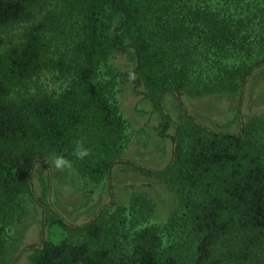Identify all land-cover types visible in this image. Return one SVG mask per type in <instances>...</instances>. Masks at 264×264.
Listing matches in <instances>:
<instances>
[{
	"label": "trees",
	"instance_id": "1",
	"mask_svg": "<svg viewBox=\"0 0 264 264\" xmlns=\"http://www.w3.org/2000/svg\"><path fill=\"white\" fill-rule=\"evenodd\" d=\"M240 3L0 0V264L8 263L4 230L26 214L25 194L41 214L39 243L20 250L31 251L30 264H264V119L239 121L235 132L213 131L185 111L174 124L161 107L166 94L177 101L240 93L264 65V0L252 4V17H232L228 10L243 15L249 8ZM256 16L254 30L247 20ZM10 28L18 29L6 35ZM126 48L135 61L133 84L162 113L157 135L171 140L161 168L129 163L174 193L176 206L160 226L146 222L152 203L144 193L118 205L111 192L112 169L128 161L120 157L124 123L111 101L114 74L101 67ZM234 54L251 62H220ZM208 59L217 68L206 80L200 66ZM42 72H54L64 86L26 90ZM77 140L90 150L82 161L72 155ZM53 155L71 160L88 182L108 183L107 202L82 223L58 214L47 183L41 196L33 192L34 163ZM49 225L57 239L43 237Z\"/></svg>",
	"mask_w": 264,
	"mask_h": 264
},
{
	"label": "rangeland",
	"instance_id": "2",
	"mask_svg": "<svg viewBox=\"0 0 264 264\" xmlns=\"http://www.w3.org/2000/svg\"><path fill=\"white\" fill-rule=\"evenodd\" d=\"M241 1L240 6L249 4V8L243 15L239 14L237 8L228 10L232 17H243L246 14L252 17L253 11L251 13L249 11L252 4L261 2V0ZM182 2L187 5H205V3L221 5V0H182ZM259 21L258 16L250 18V22L247 20L254 30L258 29ZM17 29H8L6 35L15 34ZM250 57L234 54L220 59V62L227 67H234L242 63L249 64ZM134 63L132 50L126 48L122 52H113L104 68L101 67L103 73L107 71L114 74L111 101L116 105L124 123L120 157L128 161L125 164H117L112 169L111 192L118 205H126L133 192L144 193L152 203V211L146 222L160 226L176 206L174 193L155 178L132 170L129 163L161 168L169 158L171 140L167 136L157 135L156 126L162 120V113L160 108L145 96V89L133 84V79L136 77L133 71ZM200 67L206 80L215 74L217 68L215 59L202 61ZM64 84V80L58 78L54 72H42L28 83L26 90L32 92L35 88H39L58 91ZM23 91L24 89L18 90L20 93ZM177 101L172 95L166 94L161 102L163 111L172 123L176 124L185 119V111L210 130L235 132L239 127V121H246L252 117L264 119V65L255 68L246 77L240 93L236 91L198 96L181 95ZM166 132L171 135L173 126L168 127ZM42 159L43 163L40 161L34 163L31 173L33 192L41 196L42 189L47 183L50 204L66 221L73 224L82 223L88 220L99 206L107 202L106 181L92 184L76 174L73 169L57 172L46 162V160L50 162L51 156ZM20 200L26 208V214L4 230L6 253L3 260H6L7 264H30L31 251L20 252V250L26 245L39 243L40 209L26 194L22 195ZM59 236L60 233L55 226L49 225L43 228L44 238L54 240Z\"/></svg>",
	"mask_w": 264,
	"mask_h": 264
},
{
	"label": "clouds",
	"instance_id": "3",
	"mask_svg": "<svg viewBox=\"0 0 264 264\" xmlns=\"http://www.w3.org/2000/svg\"><path fill=\"white\" fill-rule=\"evenodd\" d=\"M72 155L77 160L82 161L90 155V150L84 147L83 141L77 140L75 141V147ZM46 162L50 164L51 169H54L57 172H64L73 167L72 161L67 159L64 155H53L50 162L47 160Z\"/></svg>",
	"mask_w": 264,
	"mask_h": 264
}]
</instances>
